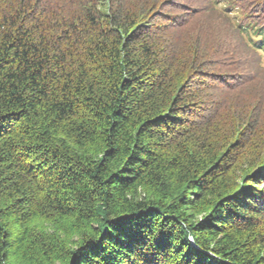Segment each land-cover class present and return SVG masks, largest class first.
<instances>
[{"label":"trees","instance_id":"16d2710c","mask_svg":"<svg viewBox=\"0 0 264 264\" xmlns=\"http://www.w3.org/2000/svg\"><path fill=\"white\" fill-rule=\"evenodd\" d=\"M184 1L0 0V264H264V0Z\"/></svg>","mask_w":264,"mask_h":264},{"label":"rangeland","instance_id":"374dc122","mask_svg":"<svg viewBox=\"0 0 264 264\" xmlns=\"http://www.w3.org/2000/svg\"><path fill=\"white\" fill-rule=\"evenodd\" d=\"M181 4H183V12L188 11L191 15L206 13L207 18L218 22L224 31L223 35L225 39L236 41L238 35L236 34L232 37L234 34L233 30L235 26H239V24L244 25L248 21L247 17L251 14L249 8L252 3H247V1L243 0H185ZM245 55L247 57L250 56L249 58L252 57L249 62L251 74L248 76L251 79L250 81L264 83V54L254 55L252 53H245ZM257 72L258 74H256ZM257 76V79H252ZM244 95H235V97H245L244 99L248 100L247 93H244Z\"/></svg>","mask_w":264,"mask_h":264}]
</instances>
